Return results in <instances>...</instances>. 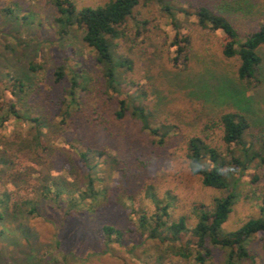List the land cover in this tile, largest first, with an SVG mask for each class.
Returning a JSON list of instances; mask_svg holds the SVG:
<instances>
[{"label":"rangeland","instance_id":"rangeland-1","mask_svg":"<svg viewBox=\"0 0 264 264\" xmlns=\"http://www.w3.org/2000/svg\"><path fill=\"white\" fill-rule=\"evenodd\" d=\"M72 1L79 9L109 0ZM164 3L173 9V21ZM200 5L230 17L241 41L264 22V0H143L134 16L126 20L124 36L114 40L116 53L132 62L131 69L121 70L128 81L145 91L143 103L153 115V124L175 126L160 146L131 116L114 118L116 98L105 91L95 52L83 41V29L74 26L64 35L58 33L53 0H0V158L9 162L0 164V192H10L8 207H0V264H195L167 251V241L144 240L137 216L120 206L71 211L62 217L56 205L39 193V187L40 180L50 176L70 183L61 197L66 208L83 179L77 156L67 144H77L74 139L78 137L82 145L115 153L123 166L129 158L134 160L142 174L139 186H131V178L126 182L122 171L100 175L110 200L119 197L138 211L153 209L145 195L146 185H151L159 198L164 199L167 193L173 197L170 219L184 216L193 226L195 204L211 206L214 198L227 192L204 186L200 176L191 172L187 141L200 136L226 153L216 120L224 111L240 109L250 120L245 140L259 150L256 137L264 133V48L259 50L260 82L247 87L237 79V60L221 53L222 32L198 25L194 10ZM176 32L190 40L187 59L180 56L177 65L172 45ZM58 67L64 68L65 76L56 81ZM75 69L86 71L91 78L88 112L97 107L104 114L106 122L97 133L88 127L85 116L77 113L61 123L70 73ZM17 80L27 84L26 91L15 90ZM10 104L23 114L47 121L45 151L34 146L30 121L7 116ZM230 147L237 152L236 146ZM241 173L235 171V177ZM237 192L239 197L223 224L225 231L259 216L264 200V164L243 172ZM129 194L133 199L127 197ZM25 199H32L34 213L22 204ZM106 224L122 230V243L107 245L102 232ZM249 249L257 264H264V234L253 236ZM160 255L161 260H156ZM223 260L224 251L213 248L205 264H222Z\"/></svg>","mask_w":264,"mask_h":264},{"label":"trees","instance_id":"trees-1","mask_svg":"<svg viewBox=\"0 0 264 264\" xmlns=\"http://www.w3.org/2000/svg\"><path fill=\"white\" fill-rule=\"evenodd\" d=\"M141 1L143 0H109L103 5L78 9L72 0H53L58 13L54 21L60 35H64L74 26L83 29V41L95 52V61L100 68L105 91L116 98L114 118L121 120L127 115L131 116L139 122L140 128L152 137L153 143L161 146L175 131V126L169 123L153 124V115L143 103L146 97L145 91L136 88L133 82L124 77L123 71L131 69L132 62L115 51L114 40L124 36L126 20L134 16L135 8ZM159 1L164 2V0ZM164 7L173 21V9L165 3ZM194 14L201 28L222 32L221 53L226 58L237 60V79L247 87L258 85L262 62L259 50L264 48V22L247 32L241 41L233 21L227 15L214 11L208 5L197 6ZM172 45L176 53L173 63L177 65L180 56L187 59L190 40L187 36L176 32ZM122 68L124 70H121ZM54 75L56 81L62 79L65 76L64 68L58 67ZM90 79L88 73L82 69L71 71L60 119L61 123L65 124L74 113L80 114L81 118L84 115L88 127L97 133L99 132L97 128L106 121L104 114L100 113L97 107L95 111L88 112L89 94L92 91ZM17 81L15 90L26 91L27 84L21 80ZM7 113L8 117L13 116L18 121H30V135L34 146L42 151L46 150L44 129L49 128V124L43 117L23 114L14 104L7 105ZM89 113L95 115L90 116ZM216 121L221 128V140L225 145L226 153L200 136H191L187 141V158L191 172L200 176L204 186L227 190V192L214 198L211 206L195 204L193 214L196 221L193 226L188 225L184 216L175 220L170 219L169 208L173 197L167 193L164 199L159 198L151 185L145 187V195L153 204L151 211L146 209L138 211L134 205L128 206L119 197L114 201L110 200L108 188L102 184L104 180L100 174L106 173L111 176L115 171H122L126 182L131 178V186H139L142 174L137 164L133 165L134 160L129 158L127 165L123 166L120 164V157L115 153L92 144L82 145L78 142V137L74 139L77 144L70 142L67 144L77 156L78 164L83 171V179L79 180V186L75 187L71 198L67 200L66 208L62 207L61 197L69 189L70 183L67 181L57 180L51 176L44 177V180H40L39 193L56 205L62 217L71 211H95L99 207L105 208L112 204L120 206L126 209L129 215L137 216L138 228L144 240H158L162 243L167 241V251L182 259H191L195 264H205L211 258L213 248L224 251L222 264H257L256 256L250 251L249 244L253 236L264 234V200L259 208V216L249 218L231 231H225L223 224L239 197L237 187L243 172L252 166L258 168L264 164V133L256 137L260 146L259 150H256L253 143L245 140L250 128L246 111L240 109L224 111ZM230 145L236 146L238 154ZM196 163L205 170L194 171ZM0 164L8 165L9 162L1 157ZM237 170L242 172L239 178L235 177ZM127 197L133 199L130 194ZM9 200L8 190L0 192V207L7 208ZM22 204L29 213L36 211L32 199H25ZM102 232L107 245L113 241L122 243L121 229L106 224L102 227ZM106 250H109V247ZM161 258V255L157 256L156 260Z\"/></svg>","mask_w":264,"mask_h":264},{"label":"clouds","instance_id":"clouds-1","mask_svg":"<svg viewBox=\"0 0 264 264\" xmlns=\"http://www.w3.org/2000/svg\"><path fill=\"white\" fill-rule=\"evenodd\" d=\"M204 170H205V168L203 166L199 165L198 163L195 164L194 171L201 172ZM221 174H223V172H221Z\"/></svg>","mask_w":264,"mask_h":264}]
</instances>
